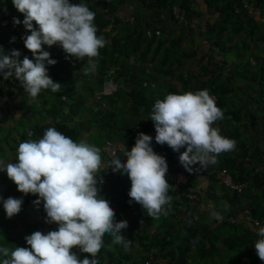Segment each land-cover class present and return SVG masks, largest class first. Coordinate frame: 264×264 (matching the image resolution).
Instances as JSON below:
<instances>
[{
  "label": "trees",
  "instance_id": "1",
  "mask_svg": "<svg viewBox=\"0 0 264 264\" xmlns=\"http://www.w3.org/2000/svg\"><path fill=\"white\" fill-rule=\"evenodd\" d=\"M139 1L149 10L159 8L172 11L174 6H178L185 12L183 19L202 17L192 9V4L197 0ZM205 1L208 9L218 15L213 23L209 24L208 20L205 30L211 33L217 29V34L214 35L216 39L224 33V45L231 44L235 50L234 46L240 43L233 41V38H245L241 41L245 46L248 40L252 41L253 37L259 35H262L259 36L260 43H264V24L255 22L247 11L242 9V0ZM248 2L264 13V0ZM6 3L12 7L10 1L6 0ZM106 3L111 12L117 10V6L110 0H106ZM95 6L94 3L88 5L91 10ZM135 19L136 23L128 27L117 20L107 22L101 14L95 16L97 35L103 36L107 43L99 50L97 68L92 73L86 74L81 67L87 69V63L67 57L59 45H44L43 50L47 47L49 58L56 61L54 65L46 64V67L48 76L53 82L61 85L58 92H52L51 89L42 90L33 99L21 86L15 90L11 82L13 80H4L0 76V98L6 91L10 96L14 93L21 95L22 104L19 106L22 110L28 107L27 114L23 117L30 119L29 124L33 123L30 129L18 133L16 130L22 126L20 115L17 117L16 112L7 113L10 119L15 120L12 124L17 127H4L1 121L3 114L0 112V160L15 162L19 144L27 139H41L50 127L56 128L75 142L84 140L101 150L103 166L100 167L97 177H102L103 183L97 184L99 194L109 201L115 212V221H127L128 227L120 232L126 239L127 246L124 243H113L114 237L105 234L104 245L96 256L98 264H146L147 260L150 261L149 264H261L254 249V240L259 237L256 229L264 227V172L259 176L254 175L253 170L245 169L244 163L247 160L256 161V155L242 139V129L237 125L238 111L234 109L233 103L236 91L232 87V81L230 80L227 86L219 84L224 77H232H228L227 73L219 68V61H215L211 54L203 55L207 57L206 64H202L203 58L195 60L200 65L201 73H187V79L184 76L182 80L176 79L180 85L178 90L166 77H174V64H184V58L194 59L196 51L192 48L189 49L190 52L186 51L181 48L182 39L169 38L167 35L164 37L162 29L152 28V31H149V26L142 24L139 17ZM221 39L222 37L218 41ZM232 47L228 46L230 52H226L222 57L232 53ZM240 54L238 51L231 55L236 57ZM29 55L28 58L32 59V54ZM132 60L134 63H131ZM145 64L149 68H145ZM261 69H264V66ZM239 74L240 72L236 71L235 75ZM201 90H207L209 95L216 99L215 105L223 113V119L216 121L212 126L219 128L220 135L234 140L236 144L235 150L221 153L216 158V163L210 165L211 174L199 173L212 183L210 188L214 193L209 198L216 204L212 214L199 209L200 201H191L184 195L193 192L199 195L196 189L198 180L193 174L195 165L192 166L191 173L186 171V184L177 190L174 189L175 179L183 168L178 158L185 149L174 153L167 145L156 144L154 124L150 120L155 102L163 100L167 94H183L189 91L195 93ZM44 92L47 97L43 95ZM97 95L100 96L99 102L95 106L90 105V99ZM50 96L57 97V102L52 103ZM227 98L230 104L226 102ZM27 99L33 102L27 105L23 102ZM102 105L106 107L101 108ZM44 114L50 117L53 126L42 118ZM69 120L74 121L72 127L66 124ZM29 133L32 135L29 136ZM139 133L153 138L151 147L156 154L165 158L168 167L166 178L173 186L168 192L172 197L170 204L164 206V210L156 217L149 216L139 204L129 203L128 192L131 184L126 174L112 172L110 178L106 175L107 155L102 152L105 144L113 142L132 149ZM117 155L120 157L121 153ZM221 169H227L234 182L245 183L247 189L242 194L229 193L227 189L216 185L214 175ZM4 184L6 196L22 199L19 212L22 215L21 222L31 221L36 225L37 228L32 233L40 231L47 234L57 230L56 224L45 223L43 203L34 205L33 201L37 196L18 192L15 184L7 178V174L0 172V186ZM5 197L2 198L0 194V248L6 247L11 252L15 247L28 245L25 240L27 236L19 232L20 222H12L6 217L3 209ZM246 209L250 212L249 216L243 214ZM175 212L186 213L187 222L176 219ZM214 214H218L221 219H216ZM256 220L260 224L259 227H253L252 221ZM72 251L81 259L87 255L79 253L75 248ZM5 258L8 257L0 254V264Z\"/></svg>",
  "mask_w": 264,
  "mask_h": 264
},
{
  "label": "clouds",
  "instance_id": "2",
  "mask_svg": "<svg viewBox=\"0 0 264 264\" xmlns=\"http://www.w3.org/2000/svg\"><path fill=\"white\" fill-rule=\"evenodd\" d=\"M246 1L247 7L243 2L242 6L250 17L255 19L256 15L263 13ZM3 2L5 4L6 0ZM11 3L24 16L23 26L27 32L22 37V43L32 54V59L25 56L21 60L18 50L6 52L0 46V76L4 80L14 78L33 99L42 90L58 92L61 85L53 82L46 67V64L54 65L56 61L49 58V49L43 50L44 45H59L67 57L78 62L86 60V74L96 71L99 50L107 42L103 36L97 35L95 13L87 5L74 4L71 0H11ZM254 21L264 24V19ZM13 23L19 25L21 21L14 18ZM14 42L15 37L10 40V43ZM221 119L223 113L207 90L167 94L163 100L155 102L150 117L156 133L155 143L167 145L174 153L185 149L178 158L183 168L175 179V190L186 184V171L191 173L193 165V174L196 175V172L201 173L199 166L206 168L215 164L221 153L235 150V141L220 135L219 128L212 126ZM262 123L264 125V120ZM152 140L151 136L139 133L132 149L126 147L130 149L126 151L124 148L125 161L123 155H117L111 161L107 157L106 175L110 178L112 172L126 174L131 184L129 203L139 204L149 216L156 217L164 206L170 204L172 197L168 192L173 186L166 178V160L154 152ZM100 151L84 140L75 142L50 127L41 139H27L20 143L15 162L0 160V172L7 174L18 192L37 196L33 203L37 206L43 203L45 223L58 226L56 231L47 234L36 231L25 237L28 247H15L11 252L6 247L0 248V254L8 257L3 259L2 264H98L96 256L104 245L105 234L114 237L113 243L127 246L126 239L120 234L128 227L127 221H115L114 210L109 201L100 196L97 187L98 182L103 183L102 177H97L102 164ZM259 168L262 171L253 170L254 175H263L264 164L256 167ZM222 170L227 171L221 169L215 172L216 185L229 193L242 194L247 189L245 183H235L228 171L233 185H244V188L238 192L226 187L219 176ZM180 175H183V181L177 184ZM187 194H193L194 198L190 199ZM187 194L184 195L189 200L199 201L200 193ZM22 203V199L11 197L4 200L6 217L10 219L17 215ZM174 214H180V221L187 222L186 213ZM214 216L221 219L218 214ZM252 223L253 227L260 225L257 220ZM256 230L259 237L254 249L261 264H264V227ZM74 248L87 255L81 259L72 251ZM149 263L147 260L146 264Z\"/></svg>",
  "mask_w": 264,
  "mask_h": 264
},
{
  "label": "crops",
  "instance_id": "3",
  "mask_svg": "<svg viewBox=\"0 0 264 264\" xmlns=\"http://www.w3.org/2000/svg\"><path fill=\"white\" fill-rule=\"evenodd\" d=\"M3 1L4 0H0V46H2L6 52H9L13 49L18 50L21 53V60L25 56L30 57L28 53L29 51H26L22 43V37H24L27 32L23 26L24 16L19 13L13 7V5L12 7H9V4H4ZM9 1L11 2V0ZM110 1L117 6V10H115L114 12H111V9L106 5V0H71V2L74 4L83 3L87 5V7L89 3H94V6L96 5L95 8L91 10L90 7H88L89 10L95 13V16H97V14H101L103 19L107 22L117 20L121 23L126 24L128 27H131L136 23L135 18L139 17V20L142 24L149 26V31H152V28L162 29V34L164 33V37L165 35H167V37L169 38L172 37L174 39H182L183 41L181 40V48L183 49H185V42L190 41L197 48L194 49L196 51V55L194 59L184 58L183 62L185 63L178 66L179 69H189L192 66H196L197 70L190 73L192 75L197 74L198 69H200V65L195 63L196 61L193 60L203 58L202 64H204V61H207V57H203V55L208 56L211 54L210 47L205 45L200 37L202 34V29L204 28L205 30V25L207 24L208 20L210 21V23H213L218 15L215 14V12L213 13L212 9H208V4L205 0H197L192 4L193 11L196 10L200 15H202V17L185 18L180 20H177L178 18H175V16L172 14V11L169 9L157 8L149 10L139 0ZM242 9L244 10V6H242ZM203 15H206L205 18L203 17ZM183 16H181V18H183ZM14 18L21 21V23L19 25H14ZM129 19H133V22H128ZM254 20H257V18H255ZM13 37H15V42L10 43V40ZM233 40L238 41L240 44L242 43V40L240 38L236 37L233 38ZM240 44L237 45V51H235L236 49L234 50V48L232 49V53H237L238 51H240ZM253 44L254 45L252 46V49L253 52H255L254 57H258L260 59V54L255 49V47L260 44H258L257 42H254ZM261 45L262 47L260 49L263 53V59L264 43H262ZM198 48L199 51H201L199 57L197 56ZM242 48L245 49V46L243 45ZM232 53H229L226 55V57H221L215 61H219V68L225 69L224 72L227 73V76L232 77V87L234 88V91H236L235 101L233 103L235 105L234 109L238 111L236 113V117H238L237 125H240V128L242 129V139L247 142V144L249 145V149H251L256 155V161L247 160V162L244 163V166L246 171H255L256 167H260V165L264 164V125L262 123V120H264V83L262 81L264 69H259L260 72L258 71V69H253L255 67L257 68V66L259 65V60L257 59L255 64L251 67L252 69H241L242 66L239 63V58L235 59L231 55ZM209 69H212V67H209ZM236 71L240 72V74L235 75ZM185 72H187V70ZM9 81L12 82L15 90L20 87L19 82L14 78L9 79ZM174 84L176 86L179 85L176 80L174 81ZM21 99L22 96L16 93H14V95L12 96L8 95L7 91L6 93H2V96L0 98V112H2L3 116H5L7 113L16 112L22 119L23 115L25 113L27 114V110H25L26 107H24L22 110V108L19 106L22 104ZM23 102L29 105L33 102V100L27 99ZM226 102L230 104L228 98ZM210 168L211 167L208 166L201 169L199 166L201 174H211ZM196 177L198 180L196 189H198L200 193L199 201L201 202V207L199 209L207 214H212L214 213L215 209L214 205H216L214 204V201L209 198V196L213 195L214 192L213 189L210 188L212 183L202 175H200L199 172H196ZM243 214L245 216L250 215L247 210H245ZM174 216L180 221V214H174ZM257 240L258 238H255L254 243Z\"/></svg>",
  "mask_w": 264,
  "mask_h": 264
},
{
  "label": "rangeland",
  "instance_id": "4",
  "mask_svg": "<svg viewBox=\"0 0 264 264\" xmlns=\"http://www.w3.org/2000/svg\"><path fill=\"white\" fill-rule=\"evenodd\" d=\"M251 10V9H250ZM253 12V11H252ZM251 12V13H252ZM205 16L206 15H203V17L205 18ZM256 18H257V20H263L264 19V13H261V14H258V15H256ZM177 20H180V17L177 19ZM209 24H211V23H209ZM217 34V29H216V32H211V33H208V31L207 30H204V28L202 29V34H201V40H202V42L203 43H205V45H207V46H209L210 47V53H211V55L217 60V59H219V58H221L222 56H224L225 54H226V52H228V46H231L232 47V45L231 44H228V45H224L225 44V41H226V36L224 35V33L223 34H221L219 37H217V39H216V37L214 36V35H216ZM222 37V39L221 40H219L218 41V39H220ZM260 37L258 36V37H253L252 38V41H250V40H248L247 42H246V44H245V49H243L242 47H243V44L241 43L239 46H240V55L239 56H237V57H234L235 59H238L239 58V63L241 64V69H250L254 64H255V62H256V59H258L259 60V64L260 65H258L257 66V68L255 67V68H253V69H261V67H263L264 66V63H263V61H264V59L262 60V56H263V53H262V51H261V47H262V45H261V43H260V39H259ZM242 40H245V38H242ZM233 41H235V40H233ZM254 42H257L258 44H260V45H257L256 47H255V49H256V51L260 54V59L258 58V57H254V53L255 52H253V49H252V46L254 45L253 43ZM196 45V44H195ZM258 46H259V49H258ZM235 48H236V50L235 51H237L238 50V47H237V45L236 46H234ZM190 48H193V50L194 49H197L196 48V46H194L193 45V43H191L190 41H186L185 42V50L186 51H189V49ZM233 48V47H232ZM254 48V47H253ZM47 49V48H46ZM26 51H28L27 49H26ZM190 52V51H189ZM30 53V52H29ZM200 54H201V51H199V48H198V50H197V56L199 57L200 56ZM196 55V54H195ZM203 55V54H202ZM148 57L150 58L151 56L150 55H148ZM135 58V57H134ZM254 58V59H253ZM193 61H195V60H193ZM134 63V60H132L131 61V63ZM206 62L207 61H204V64H206ZM195 63H197V62H195ZM82 68V70H85L86 71V69H85V67H81ZM145 68H149L148 66H147V64H145ZM174 71H175V73H176V75L174 76V77H170L169 75L166 77L167 78V80L168 81H170V83H174V81L176 80V79H178V80H182V78H183V76H184V78H188V76L186 75L187 73H192L193 71H196L197 69V67L196 66H192V67H190L189 69H179V66L175 63L174 64ZM252 69V68H251ZM187 70V72L186 73H182V72H180V71H186ZM223 70H225V69H223ZM146 73L148 74V72L146 71ZM197 73H201V71H200V69H198V72ZM180 75V76H179ZM162 79V78H161ZM231 79L230 78H226V77H224L223 79H222V82H220L219 84H221V85H229L228 83H230L229 81H230ZM158 83V82H157ZM159 83H161V82H159ZM178 87V90H179V88H180V85H178L177 86ZM47 93H45L44 92V94L43 95H45V97H47V95H46ZM99 95H97L94 99H90V102H89V104L90 105H96L98 102H99ZM49 99H50V101H52V103H55V102H57V97H52L51 98V96L49 97ZM108 105H109V103H108ZM107 105V106H108ZM56 107H57V105H56ZM106 106L105 105H102L101 106V108H105ZM28 109V107H26L25 108V110H27ZM57 109V108H56ZM32 110H33V107H32ZM14 113V112H13ZM12 116H14L13 114H11ZM34 116H36V115H34ZM34 116H32V120H33V117ZM44 116H46V118H44ZM42 118L43 119H45V120H47L48 121V124H52V126L54 125L52 122H51V119H50V117L49 116H47V114H44L43 116H42ZM40 120H42V119H40ZM1 121L3 122L2 124L4 125V127H5V125H7V126H10L11 125V128H13L14 127V124H12L15 120H12V119H10V117H9V115H5V116H2L1 117ZM21 121H22V126H21V128L20 129H17L16 130V132H18V133H20L21 131H24V130H28V128L30 129L32 126H33V123H30L29 124V122H30V119L29 118H26V117H23L22 119H21ZM47 121H45V122H47ZM78 118L76 119V123H78ZM67 126L68 127H72L73 125H74V121H72V120H69V121H67ZM17 127V126H16ZM16 127H14V128H16ZM3 131H5V130H3ZM4 136H6V134L4 135ZM6 162H8V161H6ZM103 166V162H102V164H101V167ZM0 194H2V198H4L7 194H6V184L4 185V186H0ZM9 198V196H6L5 197V199H8ZM20 214L18 213V215L16 216H13L12 218H8L10 221H12V222H20V226H19V232L20 233H22L24 236H30L31 234H32V231L34 230V229H36L37 228V226L36 225H33L32 223H31V221H28V222H21V219H22V215H20ZM19 216V217H18ZM20 220V221H19ZM29 233H31V234H29Z\"/></svg>",
  "mask_w": 264,
  "mask_h": 264
},
{
  "label": "built area",
  "instance_id": "5",
  "mask_svg": "<svg viewBox=\"0 0 264 264\" xmlns=\"http://www.w3.org/2000/svg\"><path fill=\"white\" fill-rule=\"evenodd\" d=\"M243 4L245 7H247V1L246 0H242ZM172 14L175 16V18H179L181 16H183L184 14V11L177 8V7H173L172 8ZM128 22H133V19H129ZM211 96V95H210ZM214 101H215V98L213 96H211ZM124 148L125 147H122V146H119V145H115V144H112V143H106L105 147L103 148V151L104 153L107 155L108 159L111 161L112 159H116V156H117V153H121V155H123V160L125 161V155H124ZM126 151H130L129 148H125ZM256 172H260L262 171V168H259V169H256L255 170ZM220 176V179H221V182L226 186V187H229L233 190H237L238 192H240L243 188H244V185H233L232 181H231V177L230 175L227 173L226 170H222L219 174ZM183 181V175H180L177 179V184L182 182ZM187 196L190 198V199H193L194 198V195L193 194H187ZM255 224H257V222H255Z\"/></svg>",
  "mask_w": 264,
  "mask_h": 264
}]
</instances>
